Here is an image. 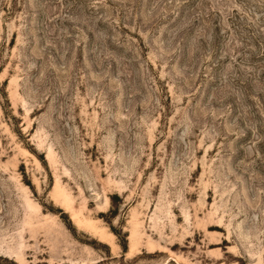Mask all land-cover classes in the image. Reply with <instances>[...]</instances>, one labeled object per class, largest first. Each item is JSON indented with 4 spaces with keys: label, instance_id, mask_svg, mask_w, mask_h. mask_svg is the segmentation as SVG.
<instances>
[{
    "label": "rangeland",
    "instance_id": "obj_1",
    "mask_svg": "<svg viewBox=\"0 0 264 264\" xmlns=\"http://www.w3.org/2000/svg\"><path fill=\"white\" fill-rule=\"evenodd\" d=\"M0 264H264V0H0Z\"/></svg>",
    "mask_w": 264,
    "mask_h": 264
}]
</instances>
